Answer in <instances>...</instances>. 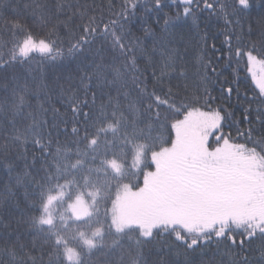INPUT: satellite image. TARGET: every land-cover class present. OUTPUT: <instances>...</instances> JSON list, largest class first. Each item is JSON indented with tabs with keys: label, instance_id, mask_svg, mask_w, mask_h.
<instances>
[{
	"label": "trees",
	"instance_id": "16d2710c",
	"mask_svg": "<svg viewBox=\"0 0 264 264\" xmlns=\"http://www.w3.org/2000/svg\"><path fill=\"white\" fill-rule=\"evenodd\" d=\"M37 3L47 4L53 10L58 4H70L72 7L64 9L66 14L42 19L36 8ZM207 3L213 4L214 7L207 8L205 0L187 2L162 0L161 9L155 8V0H5V6L0 8V102L9 98L12 87L26 84L29 89L27 102L31 107L26 108L25 112L37 110L41 104L47 110L40 113L39 119L47 121L42 131L45 142L49 139L53 142V151L57 141L69 142V147L75 150L76 145L70 142L75 141L77 135L80 137L79 148L82 152L86 150L88 156L79 157L73 152L69 156V164L75 163L77 159L84 160L83 171H80V165L74 170L76 179L81 185L83 175L87 174V169L92 163L90 157L93 150L88 147V141L83 139L85 119L83 113L93 110V91L96 92V108L101 103L108 102L111 97L113 103L118 102L121 105L129 119L135 117L139 121L140 127L144 128L146 134L150 132L153 137L164 136L167 145H170L171 138L174 137L171 123L175 119H182L184 112L189 108H199L217 110L224 116L217 135L230 136L232 143L245 144L248 148L256 147L259 152L260 147L255 142L264 138V94H261L249 71L250 59L247 53L253 51L255 46L253 54L264 61V0H247V6L240 5L239 0H207ZM149 8L152 10L147 11L146 9ZM122 11L127 12L129 17L127 20L116 15ZM69 16L72 17L71 21H68ZM176 18H179L176 24L166 29L165 20ZM91 19L96 21L92 26L98 27L100 31L89 37L83 55L101 46L105 49L112 47L113 37L103 35V30L106 24L116 19H121L125 31L131 34L126 37L125 42L138 38L145 54L137 60V71L130 70L123 76V80L127 81L123 87L117 84L97 88V82L93 80L92 88L85 94L84 85L88 81L85 80L83 84L80 82L79 74L75 71L79 59L70 56L68 49L83 35L82 26ZM64 22H67V26ZM115 31L116 35H122L119 26ZM28 34H31L36 41L43 39L48 43H54L52 53L34 51L26 57L19 56L18 46ZM238 48L242 53L240 55L236 51ZM173 49H178L180 57L175 62V73L171 78H166L162 89L155 88V94L160 95L161 99H169V103L175 104L176 107L181 105L186 107L179 115L174 111L168 112L169 119L165 127L161 128L160 122L155 119V114L160 111L163 116L168 109L167 105H161L157 109L154 98L151 101L146 99L137 103L138 111H131L127 109V104L129 99L142 95L132 82V76L146 77L147 90L149 93L153 92V70L159 73L169 55H176ZM14 53L17 56L16 60L12 59ZM116 54L118 55V50ZM209 62L216 71H209V79L205 84L201 81L204 74L203 65ZM115 63L117 66L122 65L124 58L120 57ZM180 71L185 75L176 78V74ZM69 74L74 78L73 91L81 101H87L78 120L73 116L68 95L61 98V90L58 87L60 84L68 87ZM108 79H112L111 74ZM43 85L55 88V94L48 92L42 87ZM141 87H144L143 83ZM169 87L172 88V93L167 97L165 93L168 92ZM37 92L40 93L39 99L35 95ZM45 92L52 97L50 102H45ZM126 93L129 99H125ZM205 97H208L207 101ZM150 102L153 105L151 113L147 111ZM54 108L59 110L58 113L53 112ZM11 119L10 114L0 115V260H10L4 249L19 240L27 246V250L36 257L37 261L43 259L44 264H49L51 249L43 243V235L30 226L29 220L32 215L39 217L42 214V210H34L31 204L36 191L35 182L43 175L39 171L41 150L31 141L27 144L14 142L12 139L14 132L9 122ZM109 122L115 123V121H105L98 126L103 127ZM149 123L153 125L150 130L147 127ZM74 126L79 129L78 134L72 132ZM113 135L112 132L102 134L101 143L105 139H113ZM91 138L93 137L90 135L89 139ZM210 139L211 147H216V136ZM143 142L145 141L141 138L126 146L128 164L131 163L134 155L135 144ZM33 155L37 156L35 166L26 167V164H33ZM101 158L112 159L113 155L110 153L103 156L101 153L94 164L99 165ZM18 176L22 177V182H18ZM60 183L64 184L65 181L61 180ZM140 183L142 184V175ZM71 190L72 185L67 184L62 190L54 188L52 194L59 191L67 194ZM88 190H85L86 200H90L86 195ZM115 194L116 189L113 188V199ZM68 203L69 201L62 202L61 198H57L52 210L54 223L58 226L60 235L68 240V246L82 253V259L86 264H120L121 252L136 248L137 234L134 233L131 240L127 236L121 237L120 248L98 246L89 251L75 231L62 227L65 222L72 224L73 217L67 210ZM111 206V200L107 201L106 207L111 209ZM104 207L101 206V212L104 211ZM61 215L64 216V221H61ZM99 226L95 223L81 225L82 230L88 235L93 228ZM40 227L48 228L47 225ZM234 235L237 245L246 237V233L243 236ZM34 239L35 249L32 248ZM142 239L144 243L141 247L147 264H232L234 259L242 256L249 257L252 264H264L261 255L264 252V239L260 237L258 231L253 237L245 240L243 250L238 246H232L227 238L213 237L211 242L200 241L198 246H194L195 251L187 250L183 241L176 240L175 236L156 235L154 239ZM177 252L180 255H177ZM60 260L62 264H76V261H68L63 255ZM126 262L127 257L125 264Z\"/></svg>",
	"mask_w": 264,
	"mask_h": 264
},
{
	"label": "snow or ice",
	"instance_id": "6c2138e0",
	"mask_svg": "<svg viewBox=\"0 0 264 264\" xmlns=\"http://www.w3.org/2000/svg\"><path fill=\"white\" fill-rule=\"evenodd\" d=\"M205 3L207 8L214 7L213 4L207 3V0ZM239 3L247 6V0H239ZM4 6L5 0H0V8ZM66 7L72 5L58 4L53 10L47 4H36L42 19L66 14L64 11ZM155 8H163L162 0H155ZM116 15L123 20L129 18L126 11ZM71 19L72 17L69 16L68 21ZM178 19H166V29L174 26ZM64 23L67 26V22ZM95 23L96 21L91 19L84 24L83 35L68 49L70 56L79 59L75 71L79 74L80 82L83 84L85 80L88 81L84 85L85 94L92 88L93 80L97 82V88L117 84L123 87L127 83L123 80V76L130 70L136 72L137 60L145 54L138 38L125 42L126 37L131 34L125 31L121 19H116L106 24L103 30V35L113 37L112 47L105 49L101 46L83 55L89 37L100 31L98 27L92 26ZM117 26L122 35H116ZM54 46V43H48L43 39L36 41L31 34H28L19 44L18 53L21 57H26L34 51L51 54ZM172 51L176 55H169L159 73L153 70V92L149 93L147 90L146 77L133 75L132 82L142 95L129 99L128 94H125V99H129L127 109L131 111H138L137 103L146 99L151 101L154 98L157 109L161 105H167L168 109L163 116L160 111L155 114V119L160 122L161 128L165 127L169 119L168 112L174 111L179 115L186 107L184 105L176 107L175 104L169 103V99H161L160 95L155 94V88L162 89L166 78H171L175 73V62L180 57L178 49ZM236 51L238 55L242 54L239 48ZM253 51L247 53L249 59H255ZM120 57L124 58V63L117 66L115 62ZM12 59H17L15 53ZM203 69L201 81L206 84L209 71L215 72L216 69L210 62L205 63ZM109 74L112 76L111 80L108 79ZM184 75L185 73L180 71L176 74V78ZM73 82L74 78L69 74L68 87L66 88L64 84L58 87L61 90V98L68 95L72 105L71 111L78 120L87 101L78 98L72 89ZM141 83L144 84L143 88ZM257 85L261 94H264V76L257 80ZM42 87L55 94V88H49L48 85ZM5 89L7 91V86ZM28 92L26 84L12 87L9 98L0 102V115H11L12 119L9 122L13 128L14 142L27 144L31 141L41 150L39 171L43 175L35 182L36 191L31 204L34 210H42V214L39 217L32 215L29 220L30 226L43 235V243L51 249L49 264H62L60 260L62 255L68 261L86 264L82 259V253L77 252L74 247H69L68 240L60 235L50 211V206L58 197L62 202L72 201L73 194L75 199L68 203V209H71L74 219L71 225L65 222L62 227L75 231L89 251L98 246L120 248L122 236H127L131 240L132 234H137L136 248L122 251L120 264H125V257H127L126 264H147L141 247L144 243L142 238L154 239L156 235L175 236L176 240L183 241L187 250L192 251H195L194 246H198L200 241L211 242L213 237L227 238L232 246H238L241 250L244 249L245 240L253 237L257 231L264 239V154H261L264 153V138L255 142L260 147L259 152L256 147L248 148L245 144L232 143L230 136L217 135L221 121L224 119L220 111L205 112L199 108H189L184 112L182 119H175L171 123L174 137L171 138L170 145H167L164 136L153 137L150 132L146 134L144 128L140 127L139 121L135 117L129 119L121 105L118 102L113 103L111 97L108 102L101 103L96 108V92L93 91V110L83 113L85 118L83 139L88 141V147L93 150L90 157L92 163L87 169V174L83 175L81 185L76 179L74 170L80 165V171H83L84 160L77 159L75 163L69 164V156L73 152L79 157L88 156L86 150L82 152L79 148L80 137L77 135V139L70 142L76 145L75 150L69 147V142L57 141L53 151V142L50 139L45 142L42 131L47 121L39 119L40 113L47 110L41 104L37 110L25 112L26 108L31 107L27 102ZM171 93L172 88L169 87L165 96L170 97ZM35 95L37 99L40 98L39 92ZM51 98L45 92V102H50ZM204 99L207 101L208 97ZM152 107L150 102L147 105L149 113ZM58 111L53 109L54 113ZM25 121L30 123L25 124ZM105 121H115V123L109 122L103 127L98 126ZM152 126L151 123L147 125L149 130ZM72 132L78 134L79 129L74 126ZM107 132L114 134L113 139H105L101 143V135ZM90 135L93 138L89 139ZM212 136H216L214 148L211 147ZM141 138L145 142L135 144L134 155L131 163L128 164L126 146ZM249 139L251 140V133ZM101 153L103 156L111 153L113 158H101L99 165H95L94 162ZM24 158L27 159L26 154ZM36 160L37 156L33 155V164H26V167H34ZM94 173L99 175L94 176ZM61 180L65 183L61 184ZM125 180L128 182L125 183ZM18 182H22V177L18 176ZM67 184L72 185V190L67 194L63 191L52 194L54 188L62 190ZM113 188L116 189L114 199ZM85 190H88L86 195L90 200L85 199ZM109 200L112 202L111 209L106 207ZM102 205L105 206L103 212H101ZM64 220V216L61 215V221ZM93 223L100 226L93 228L90 235L86 234L81 225ZM41 225H47L48 228L44 229L40 227ZM240 229L244 231L240 232ZM245 233V239H241L237 245L234 234L243 236ZM165 247L170 248L171 245ZM32 248H36L35 239ZM4 251L7 252L10 260H0V264H44L43 259L37 261L36 257L27 250V246L19 240L13 242ZM177 255L180 253L177 252ZM261 255L264 258V252ZM232 264H252V262L249 257L242 256L234 259Z\"/></svg>",
	"mask_w": 264,
	"mask_h": 264
},
{
	"label": "rangeland",
	"instance_id": "374dc122",
	"mask_svg": "<svg viewBox=\"0 0 264 264\" xmlns=\"http://www.w3.org/2000/svg\"><path fill=\"white\" fill-rule=\"evenodd\" d=\"M182 1H190V0H182ZM38 52V51H37ZM253 56L255 57V59H250V68H251V75H253V78L255 80V84L257 85V80L261 77V76H264V61L262 60H259V58L253 54ZM258 86V85H257ZM202 111H205V112H208L210 110H205V109H202ZM217 111V110H215ZM213 137V136H212ZM75 199V198H74ZM74 199L72 201H69V203L73 202ZM56 201L53 202V204L50 206V211L51 213L52 210H53V206L55 204ZM112 207V206H111ZM67 210L70 211L71 215H72V212H71V209H68V205H67ZM73 217V216H72ZM74 219V217H73Z\"/></svg>",
	"mask_w": 264,
	"mask_h": 264
}]
</instances>
